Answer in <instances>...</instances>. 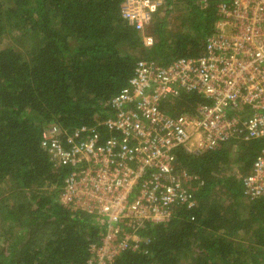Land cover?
<instances>
[{
	"label": "trees",
	"instance_id": "trees-1",
	"mask_svg": "<svg viewBox=\"0 0 264 264\" xmlns=\"http://www.w3.org/2000/svg\"><path fill=\"white\" fill-rule=\"evenodd\" d=\"M123 0H0V264H86L102 221L60 205L70 167H55L41 130L67 132L107 114V102L140 58L161 64L202 53L221 0H169L141 33L120 16ZM177 111L203 98L182 94ZM262 140L176 158L203 186L193 208L149 224L147 253L124 251L112 264H264V197L245 195L246 173ZM7 187L3 188V184Z\"/></svg>",
	"mask_w": 264,
	"mask_h": 264
},
{
	"label": "built area",
	"instance_id": "built-area-1",
	"mask_svg": "<svg viewBox=\"0 0 264 264\" xmlns=\"http://www.w3.org/2000/svg\"><path fill=\"white\" fill-rule=\"evenodd\" d=\"M168 1H122L121 18L145 46L153 43L145 29ZM216 12L201 54L166 64L140 58L105 116L71 132L56 124L41 130L40 147L53 166L70 167L60 205L104 224L86 264L147 253V225L169 222L176 207L195 206L204 181L180 165L177 150L198 156L262 140L240 178L246 196L264 197V0H221ZM184 93L204 101L177 111L173 100Z\"/></svg>",
	"mask_w": 264,
	"mask_h": 264
},
{
	"label": "rangeland",
	"instance_id": "rangeland-1",
	"mask_svg": "<svg viewBox=\"0 0 264 264\" xmlns=\"http://www.w3.org/2000/svg\"><path fill=\"white\" fill-rule=\"evenodd\" d=\"M233 148H236V147H233ZM230 153H231V158H233V157L235 158V156H237V154H238V153L235 151V149H231ZM2 187H3V188L7 187V184H6V183L3 184ZM0 241L2 242V245H3V246H4L5 244H6V246H7V241H6V239H5L4 237H2Z\"/></svg>",
	"mask_w": 264,
	"mask_h": 264
}]
</instances>
